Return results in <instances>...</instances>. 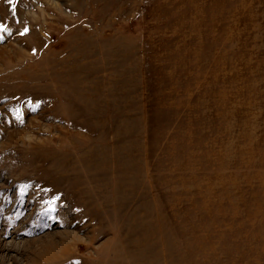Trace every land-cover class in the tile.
<instances>
[{"label": "rangeland", "instance_id": "1", "mask_svg": "<svg viewBox=\"0 0 264 264\" xmlns=\"http://www.w3.org/2000/svg\"><path fill=\"white\" fill-rule=\"evenodd\" d=\"M0 26V264H264V0Z\"/></svg>", "mask_w": 264, "mask_h": 264}, {"label": "bare ground", "instance_id": "2", "mask_svg": "<svg viewBox=\"0 0 264 264\" xmlns=\"http://www.w3.org/2000/svg\"><path fill=\"white\" fill-rule=\"evenodd\" d=\"M63 243H64V242H63ZM63 245H64V244H63ZM61 246H62V244H61ZM53 247H55V246H53ZM53 247H52V248H53ZM62 249H63V250H62V251L60 250V252H64V254H65V252H67V251L65 250V247L63 246ZM52 250H53V249H52ZM52 250H51V251H52ZM54 250H55V249H54ZM55 251H56V250H55ZM55 251H54V252H55ZM57 251H58V250H57ZM47 260H48V259H47ZM49 260H50V259H49ZM35 261H36V260H35ZM43 261H44V260H43Z\"/></svg>", "mask_w": 264, "mask_h": 264}, {"label": "snow or ice", "instance_id": "3", "mask_svg": "<svg viewBox=\"0 0 264 264\" xmlns=\"http://www.w3.org/2000/svg\"><path fill=\"white\" fill-rule=\"evenodd\" d=\"M0 27H2V26H0ZM25 31H27V30H25Z\"/></svg>", "mask_w": 264, "mask_h": 264}]
</instances>
